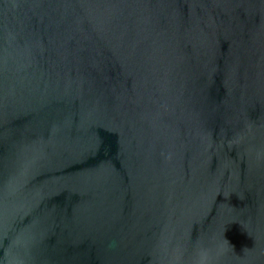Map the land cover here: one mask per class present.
I'll use <instances>...</instances> for the list:
<instances>
[{"label": "water", "instance_id": "1", "mask_svg": "<svg viewBox=\"0 0 264 264\" xmlns=\"http://www.w3.org/2000/svg\"><path fill=\"white\" fill-rule=\"evenodd\" d=\"M0 264H264V0H0Z\"/></svg>", "mask_w": 264, "mask_h": 264}]
</instances>
